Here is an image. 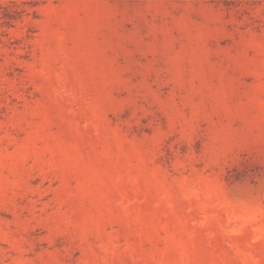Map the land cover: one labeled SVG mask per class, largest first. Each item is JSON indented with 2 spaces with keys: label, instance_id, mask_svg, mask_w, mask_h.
<instances>
[{
  "label": "rangeland",
  "instance_id": "374dc122",
  "mask_svg": "<svg viewBox=\"0 0 264 264\" xmlns=\"http://www.w3.org/2000/svg\"><path fill=\"white\" fill-rule=\"evenodd\" d=\"M0 264H264V0H0Z\"/></svg>",
  "mask_w": 264,
  "mask_h": 264
}]
</instances>
